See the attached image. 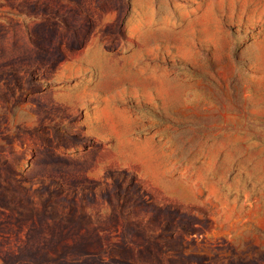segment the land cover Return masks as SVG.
I'll return each instance as SVG.
<instances>
[{
	"label": "rangeland",
	"instance_id": "1",
	"mask_svg": "<svg viewBox=\"0 0 264 264\" xmlns=\"http://www.w3.org/2000/svg\"><path fill=\"white\" fill-rule=\"evenodd\" d=\"M0 264H264V0H0Z\"/></svg>",
	"mask_w": 264,
	"mask_h": 264
}]
</instances>
